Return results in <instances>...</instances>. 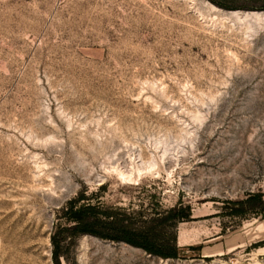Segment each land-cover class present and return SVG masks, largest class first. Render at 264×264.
I'll use <instances>...</instances> for the list:
<instances>
[{
	"label": "rangeland",
	"instance_id": "1",
	"mask_svg": "<svg viewBox=\"0 0 264 264\" xmlns=\"http://www.w3.org/2000/svg\"><path fill=\"white\" fill-rule=\"evenodd\" d=\"M80 192L191 215L175 258L62 231L60 264H264V0H0V264H54Z\"/></svg>",
	"mask_w": 264,
	"mask_h": 264
},
{
	"label": "trees",
	"instance_id": "2",
	"mask_svg": "<svg viewBox=\"0 0 264 264\" xmlns=\"http://www.w3.org/2000/svg\"><path fill=\"white\" fill-rule=\"evenodd\" d=\"M85 195L80 192L74 199L68 201L58 212L59 217L53 227L51 243L54 246L52 260L54 264L59 263L58 245L55 240L56 234L68 231L70 234H91L104 239H123L126 243L142 249L145 253L163 259L175 258L177 255L175 236L172 242L158 240L164 234V228L177 221L187 220L191 213L190 208H171L164 212H155L143 227H134L125 223L118 210L104 209L100 204L85 203ZM257 200V196L250 195L245 201L231 203L237 208L230 209L229 215L243 213L242 207L249 206L251 210L252 202ZM262 217L264 218V205ZM63 220L64 227L60 224Z\"/></svg>",
	"mask_w": 264,
	"mask_h": 264
},
{
	"label": "bare ground",
	"instance_id": "3",
	"mask_svg": "<svg viewBox=\"0 0 264 264\" xmlns=\"http://www.w3.org/2000/svg\"><path fill=\"white\" fill-rule=\"evenodd\" d=\"M228 15V14H227ZM230 15H232V16H234L235 17V19H237V21L238 20H247V19H255V18H259L260 17V15H259V13H255V11L254 12H248V13H245V14H243V15H240L238 12H232ZM262 15V14H261ZM229 16V15H228ZM262 17V16H261ZM260 17V18H261ZM234 19V20H235ZM256 19V20H257ZM261 21V20H260ZM260 21H259V23H260ZM254 22H255V20H254ZM245 23V22H244ZM252 24H253V22H252ZM258 24V23H257ZM242 25H243V23H242ZM252 28V27H251ZM161 143V142H160ZM140 160V159H139ZM144 162V161H143ZM154 164V163H153ZM132 165V164H131ZM146 167V166H145ZM151 167V166H150ZM156 167V166H155ZM147 168V167H146ZM137 169V168H136ZM140 169V168H139ZM141 170V169H140ZM144 170V169H143ZM146 170V169H145Z\"/></svg>",
	"mask_w": 264,
	"mask_h": 264
}]
</instances>
